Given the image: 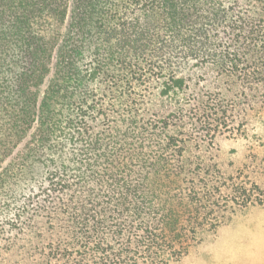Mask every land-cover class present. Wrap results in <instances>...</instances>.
Here are the masks:
<instances>
[{
  "label": "trees",
  "instance_id": "obj_1",
  "mask_svg": "<svg viewBox=\"0 0 264 264\" xmlns=\"http://www.w3.org/2000/svg\"><path fill=\"white\" fill-rule=\"evenodd\" d=\"M250 169L264 0H0V264H173Z\"/></svg>",
  "mask_w": 264,
  "mask_h": 264
},
{
  "label": "rangeland",
  "instance_id": "obj_2",
  "mask_svg": "<svg viewBox=\"0 0 264 264\" xmlns=\"http://www.w3.org/2000/svg\"><path fill=\"white\" fill-rule=\"evenodd\" d=\"M246 174L264 187L261 170H246ZM230 217L173 264H264V204L239 209Z\"/></svg>",
  "mask_w": 264,
  "mask_h": 264
}]
</instances>
